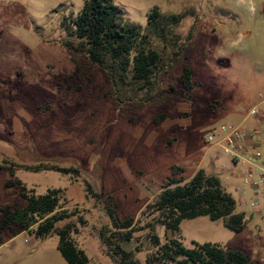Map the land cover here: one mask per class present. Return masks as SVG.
<instances>
[{"label": "rangeland", "instance_id": "rangeland-1", "mask_svg": "<svg viewBox=\"0 0 264 264\" xmlns=\"http://www.w3.org/2000/svg\"><path fill=\"white\" fill-rule=\"evenodd\" d=\"M84 1L0 0V212L25 204L17 186H6L9 180H20L35 194L62 189L61 206L74 215L57 227L74 224L77 233L71 237L87 264H115L98 236L110 223L104 198H86L84 181L112 197L117 218L136 220L171 176L172 166L182 168L177 176L183 179L202 168L220 178L242 211L238 200L245 168L205 142L204 134L240 123L264 99V0H113L124 20L142 27L154 7L173 10L166 15L187 13L172 28L184 48L162 77L158 104L140 107H118L105 71L63 46L78 40L61 21L77 15ZM152 47L164 61L175 50L155 39ZM185 65L192 71L189 92L180 80ZM43 160L76 166L80 176L11 165ZM245 219L240 231L201 216L183 220L177 231L156 225L155 233L162 243L169 238L187 248L213 243L264 264V208ZM57 242L55 232L35 238L3 229L0 264H67ZM123 247L142 263L155 250L147 230L135 232Z\"/></svg>", "mask_w": 264, "mask_h": 264}, {"label": "trees", "instance_id": "trees-1", "mask_svg": "<svg viewBox=\"0 0 264 264\" xmlns=\"http://www.w3.org/2000/svg\"><path fill=\"white\" fill-rule=\"evenodd\" d=\"M186 14H161L154 7L147 13V24L142 27L124 20L121 8L113 0H85L77 15L69 14L61 21L67 33L78 40L76 45L66 41L63 46L75 57L83 56L105 71L110 93L118 107L157 105L162 77L181 58L184 48L180 44L181 36L175 34L172 28ZM154 39L174 46L171 58L164 61L152 47ZM191 39L192 29L185 37L187 41ZM180 80L184 91L189 92L193 86L189 66L183 67ZM163 117L161 114L154 121L159 123ZM11 165L35 172L55 171L75 179L80 176L78 167L60 165L51 160ZM182 171L179 166L171 167V176L140 211L136 220L134 217L117 218L112 208V197L94 191L84 181L86 198L97 201L104 198L110 223L99 231L98 236L106 254L115 264H256L239 250L213 243H194L192 248H187L176 238L161 242L155 233L156 225L163 226L167 231H177L183 220L201 216L208 217L210 221L220 220L226 228L234 231L242 230L245 225V215L236 210V200L226 191L217 175L198 168L186 180L177 176ZM6 186H17L25 204L1 210L0 231L8 229L12 236L27 232L35 238H44L55 232L58 237L57 250L67 264L88 263V257L71 237L72 232L77 233L74 224L57 227L74 215L73 211L61 206L62 189L50 188L43 194H35L32 189L27 192L25 184L18 179L7 181ZM143 230H147L148 240L155 248L145 263L123 247L124 242L133 239L135 232Z\"/></svg>", "mask_w": 264, "mask_h": 264}, {"label": "built area", "instance_id": "built-area-1", "mask_svg": "<svg viewBox=\"0 0 264 264\" xmlns=\"http://www.w3.org/2000/svg\"><path fill=\"white\" fill-rule=\"evenodd\" d=\"M205 142L218 147L243 171L239 205L242 213H261L264 208V111L252 107L238 124H223L204 134Z\"/></svg>", "mask_w": 264, "mask_h": 264}, {"label": "crops", "instance_id": "crops-1", "mask_svg": "<svg viewBox=\"0 0 264 264\" xmlns=\"http://www.w3.org/2000/svg\"><path fill=\"white\" fill-rule=\"evenodd\" d=\"M258 105L260 106L259 108H260L261 110L264 111V99L261 100V101H259V102H257L255 105H253V107H254V106H258ZM248 112H249V111H248ZM246 115H247V114H246ZM246 115H245V116H246ZM244 118H245V117H244ZM244 118H243V119H244ZM196 170H197V169H196ZM196 170H195V171H196ZM195 171H194V172H195ZM192 175H193V173H192ZM192 175H191V176H192ZM191 176H190V177H191ZM190 177H189V178H190ZM187 179H188V178H187ZM187 179H186V180H187Z\"/></svg>", "mask_w": 264, "mask_h": 264}, {"label": "clouds", "instance_id": "clouds-1", "mask_svg": "<svg viewBox=\"0 0 264 264\" xmlns=\"http://www.w3.org/2000/svg\"><path fill=\"white\" fill-rule=\"evenodd\" d=\"M160 11H161V14H165L166 12H172L173 10L169 8H161ZM173 14H179V13L178 11H175L173 12Z\"/></svg>", "mask_w": 264, "mask_h": 264}]
</instances>
